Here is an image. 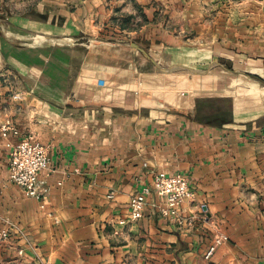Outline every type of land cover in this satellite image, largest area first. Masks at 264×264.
Instances as JSON below:
<instances>
[{
    "label": "crops",
    "instance_id": "obj_1",
    "mask_svg": "<svg viewBox=\"0 0 264 264\" xmlns=\"http://www.w3.org/2000/svg\"><path fill=\"white\" fill-rule=\"evenodd\" d=\"M220 4L42 0L1 25L0 125L10 118L19 135L0 130V219L11 232L0 264H264V98L181 70L187 46L214 35L204 14ZM240 12L238 56L259 74L264 0H242ZM124 15L135 28L114 24ZM229 98L232 120L200 118L202 100ZM28 136L49 147L45 201L9 180L8 142ZM159 171L189 176L192 224L162 216L156 195L130 220L132 195Z\"/></svg>",
    "mask_w": 264,
    "mask_h": 264
},
{
    "label": "rangeland",
    "instance_id": "obj_2",
    "mask_svg": "<svg viewBox=\"0 0 264 264\" xmlns=\"http://www.w3.org/2000/svg\"><path fill=\"white\" fill-rule=\"evenodd\" d=\"M40 1L42 0H0V28L2 29L1 25H5V23L7 24L9 22V17L16 13L23 12L24 8H29L32 4H35L36 6ZM241 1L242 0H230L232 7L227 11L224 10L223 5L228 3V1L212 0V3L215 4L221 2L220 8L215 9L213 12L205 13L204 15H206V18L208 15L210 19H213L214 17L215 33L209 41L187 46V49L183 51L182 59L186 63L182 64L181 70L188 74L199 75L200 79H203V76H201L202 74L211 71L208 74L210 75L209 79L214 77L215 82L229 80L233 85V89H237L241 95L246 97V99L253 100L255 98H264V70L257 71L259 74L245 72L244 67H246L247 61L245 57L240 58V56H238L240 54L238 41L241 40L239 39V34H241L239 32L240 25L243 26V36L245 34V24H239L240 18L243 17V15L240 14L242 13L240 12ZM124 16H118L116 20H113L114 24L117 23L118 19L120 23H122ZM159 17L168 19V13L162 11L161 16L159 15ZM136 24L137 23L133 20L128 22L129 28H135ZM226 25L230 28L226 29ZM232 30L238 35H233L234 33ZM224 32H230L231 34L229 33V35H225ZM114 33V29L108 28L107 33H102L104 36H99L106 38L105 36H113ZM123 35L126 37L128 36V34ZM223 47L228 48V51H225L224 53L222 50ZM229 51L230 53H228ZM226 53L230 54V56ZM214 55L219 57V64H214ZM239 59L243 61L239 63ZM261 66L264 68V64ZM163 68L168 70L169 64L164 63ZM231 99L202 100L200 102V118L203 120L208 119L218 122L232 120Z\"/></svg>",
    "mask_w": 264,
    "mask_h": 264
},
{
    "label": "built area",
    "instance_id": "obj_3",
    "mask_svg": "<svg viewBox=\"0 0 264 264\" xmlns=\"http://www.w3.org/2000/svg\"><path fill=\"white\" fill-rule=\"evenodd\" d=\"M19 95L15 94L14 98ZM1 134L4 138L10 139L11 136H18L19 130L10 118H6L0 125ZM11 152L8 160L9 180L22 187L26 194L31 197L45 201L46 194L40 180V173L50 164V151L48 145L28 136L21 139L17 144L11 145ZM152 195L158 196L161 200L155 202L162 216L174 220L178 224H192V217L182 215V205L194 196L190 186L189 176L183 172L169 174L165 171L156 173L153 185H144L135 192L129 202L130 220H138L143 212L148 198ZM127 223L126 220L121 221ZM11 238L10 228L0 219V245ZM226 236L216 238L206 253V257L212 256L218 244L226 241Z\"/></svg>",
    "mask_w": 264,
    "mask_h": 264
},
{
    "label": "trees",
    "instance_id": "obj_4",
    "mask_svg": "<svg viewBox=\"0 0 264 264\" xmlns=\"http://www.w3.org/2000/svg\"><path fill=\"white\" fill-rule=\"evenodd\" d=\"M133 18H134V17L131 16V15H125V16H124V19H123V21H122V23H121V27H122V28H127V27H129V26H128V22L131 21ZM116 19H117V17H114V18H113V20H116Z\"/></svg>",
    "mask_w": 264,
    "mask_h": 264
},
{
    "label": "water",
    "instance_id": "obj_5",
    "mask_svg": "<svg viewBox=\"0 0 264 264\" xmlns=\"http://www.w3.org/2000/svg\"><path fill=\"white\" fill-rule=\"evenodd\" d=\"M214 64H219V58L217 56L214 57Z\"/></svg>",
    "mask_w": 264,
    "mask_h": 264
}]
</instances>
